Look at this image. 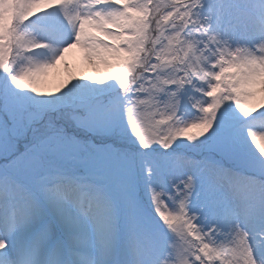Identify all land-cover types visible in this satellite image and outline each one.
<instances>
[{"label": "snow or ice", "instance_id": "1", "mask_svg": "<svg viewBox=\"0 0 264 264\" xmlns=\"http://www.w3.org/2000/svg\"><path fill=\"white\" fill-rule=\"evenodd\" d=\"M258 139L264 0H0V264H264Z\"/></svg>", "mask_w": 264, "mask_h": 264}, {"label": "rangeland", "instance_id": "2", "mask_svg": "<svg viewBox=\"0 0 264 264\" xmlns=\"http://www.w3.org/2000/svg\"><path fill=\"white\" fill-rule=\"evenodd\" d=\"M64 64H60L61 68L64 69V71H67V73L62 72L59 70L57 73L51 77V79H46L45 82L42 84L43 90L46 88V91L51 89L54 90L56 81L60 82L62 79L67 78V76L72 72L75 71L73 68L77 65L84 66L87 64V61L84 59L83 54L80 50H74L72 53H69L66 59L63 61ZM76 72V71H75ZM77 75H80L78 72H76Z\"/></svg>", "mask_w": 264, "mask_h": 264}, {"label": "bare ground", "instance_id": "3", "mask_svg": "<svg viewBox=\"0 0 264 264\" xmlns=\"http://www.w3.org/2000/svg\"><path fill=\"white\" fill-rule=\"evenodd\" d=\"M62 64H64V62L62 61L61 62ZM61 64V65H62ZM59 70H61L62 72H64V73H67V71H64V69L63 68H61V66L59 65L57 68H55V69H52V70H50V75L47 77V79H51V77L53 76V75H55ZM73 70H75L76 72H78L79 74H88V75H95V69L94 68H92L91 66H89L88 64H85L84 66H75L74 68H73ZM57 74H59V73H57ZM59 76H61L60 74H59ZM59 82L58 81H56V84H58ZM45 91H46V88L44 89ZM258 142L259 143H261V144H264V140H259L258 139Z\"/></svg>", "mask_w": 264, "mask_h": 264}]
</instances>
